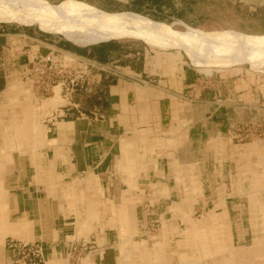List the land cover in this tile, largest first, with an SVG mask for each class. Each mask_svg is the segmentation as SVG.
Masks as SVG:
<instances>
[{"label": "crops", "instance_id": "1", "mask_svg": "<svg viewBox=\"0 0 264 264\" xmlns=\"http://www.w3.org/2000/svg\"><path fill=\"white\" fill-rule=\"evenodd\" d=\"M45 1L52 6L71 4L113 14H142L152 22L164 24L181 34L187 28L208 33L194 25V19L190 16L203 13V10H196L199 0ZM229 1L242 2L250 9L253 5L259 6L262 10H245V13L256 15L260 17V22H264V0ZM201 3L205 4L203 0ZM23 25L0 24V104L8 94L10 78L19 76L20 70L32 59L49 54L63 60L85 62L92 68L98 82L91 94L79 92L73 95L68 104L57 107L47 119L53 138L47 139L45 136V143L53 148L46 153L45 160L46 165L51 166L35 171L29 163L26 164L25 158H22L24 167L19 159L17 165L15 163L14 186L10 191L20 193L13 194L10 200V210L16 221L12 223L14 226L10 224L7 227L6 235L15 236V240L40 244L44 264H120V252L124 246L114 239L122 238L126 233L124 224L135 218V200L140 198L135 189L143 188V184L139 185L137 180L141 177V169L133 171L131 166L134 164L128 159L129 155L134 154L128 151L129 140H137L148 131L152 134L166 125L168 128L164 132L173 133L175 127L180 125L178 123L184 122L185 142L193 145L192 151L197 159L204 160L205 148L211 145V141L216 146L223 139L229 138L232 143L234 138H238L235 131L243 130V125L249 123L246 116L253 113L258 103L264 102V79H261L259 88L257 84L254 86L251 77L242 73L215 70L218 80L208 84L194 68H200L207 76L213 74V68H204L205 58L201 52L197 53V57L202 64L194 65L191 62L193 67L184 61L180 53L172 58L169 56L172 54L155 55L152 50L181 51L191 61L182 46L158 48L140 39L116 43L82 36L84 40L102 42L83 50L74 46L75 40L80 38L72 34L73 37H65L60 31L49 30L50 26L41 25L47 32L63 35L65 39H61L29 26L31 24ZM175 25H181L184 31L173 29ZM240 34L251 39L245 51L246 60L241 55L242 61L209 67L229 68L247 64L257 71L264 67V35ZM178 44L182 45V42ZM234 57L235 54H232L229 58ZM53 91L47 102L49 107L55 108L64 101L58 88ZM165 120L168 123L164 125ZM167 140L171 141L170 138ZM248 145L251 147L254 144ZM153 147L146 148L152 152ZM181 152L184 160L189 159L187 147ZM212 152H216V149ZM211 156L219 161L231 157L221 158L220 154ZM222 165L219 164V168ZM227 168V174H231V169ZM156 170L160 172L158 168ZM217 171L215 169L211 173L216 175ZM221 172L225 173L224 167ZM73 183H80L78 191L88 197L93 189H98L103 197L86 203L88 207L96 205L101 208L95 211L93 219L96 220L92 219L79 238L73 226L76 218L69 214L67 201L48 196V192L57 190L59 185ZM42 191L47 195L39 193ZM157 199V203H167L166 197L159 196ZM150 202L145 203V207L150 206ZM2 211L0 207V215ZM89 217L92 216L89 214ZM71 237H75L74 243L68 240ZM5 243L6 239L4 250ZM217 246L219 249L222 247L221 244Z\"/></svg>", "mask_w": 264, "mask_h": 264}, {"label": "rangeland", "instance_id": "2", "mask_svg": "<svg viewBox=\"0 0 264 264\" xmlns=\"http://www.w3.org/2000/svg\"><path fill=\"white\" fill-rule=\"evenodd\" d=\"M203 1L205 4L201 3L202 0L198 1L196 9L203 10V13L190 15L194 19L193 24L201 27L199 29L207 32L233 30L247 35H264V22L259 21L260 17L245 13V10H262L259 6L253 5L250 9L242 2ZM8 20V17H0V24L24 26ZM29 26L40 28L41 31L61 39H65L64 36L67 35L80 38L73 45L83 50L102 43L84 40L81 34L75 35L66 30H58L64 36L47 32L36 23ZM173 29L184 31L181 25H175ZM196 32L190 31L194 36H197ZM228 35L232 36L233 33H224L221 38ZM134 41L140 40L119 39L110 42ZM147 43L153 46L149 41ZM152 50L155 55L172 54L169 55L172 58L180 53L184 61L193 66L192 61L181 51ZM194 68L208 84L218 80L215 70L242 73L251 77L254 86L257 84L259 88L261 79H264V67L257 71L250 69L247 64L229 68L206 66V69L213 68V74L208 76L200 68ZM10 82L6 99L0 104V207L3 209L0 215V264H8L10 260L21 257L12 252L10 244L19 246V242L31 243L15 240L16 237L11 234L6 235L7 227L16 221L9 203L13 194L20 193L10 191L14 186L12 178L15 163L17 165L19 159L24 167L22 158H25L26 164L29 163L35 171L51 166H47L45 160L46 153L53 148L45 143V136L47 139L53 138L47 119L57 107L67 104L64 101L59 102L55 108L49 107L47 99L52 95L40 98L35 96L27 84L21 81L20 76L10 78ZM263 112L264 102H260L253 113L246 116L249 123L243 125L244 129L235 131L238 138H234L232 143L229 138L223 139L216 146L211 141V145L205 148L204 160L197 159L192 151L193 145L185 142L184 127L182 128L184 122L181 124L178 121L180 125L175 127L173 133L164 132L168 128L166 125L154 130L152 134L148 131L145 136L135 138L140 141L129 140L128 151L134 154L129 155L128 159L132 160L134 166L127 165L133 171L141 169V177L137 180L139 185L143 184V188L135 189V193L140 194L139 200H135V218L124 224L125 235L114 239L124 246L120 252V264H264V135L259 132H264ZM166 123L168 120L164 121V125ZM248 129L253 132L252 135ZM143 139L147 140L142 142ZM250 143L254 145L250 147ZM151 145L154 147L149 152L146 147ZM186 147L190 157L184 160L181 151L184 148L186 150ZM214 148L216 152H212ZM212 154H220L221 158L231 157L229 160L222 158L219 161ZM222 162L226 164L222 165ZM219 164L222 165L220 168ZM223 167L225 173L222 174ZM227 167L231 169V174H227ZM214 168L218 170L216 175L212 174ZM161 183L162 186L159 187ZM125 185L129 186L127 182ZM80 186V183L62 184L57 190L48 192V196L67 201L69 214L76 218L73 226L78 232L77 238L83 235L92 222L95 211L101 208L96 205L88 207L89 204L86 203L103 198L98 189H93L88 194L89 197L86 196L84 192L78 191ZM39 193L47 195L45 191ZM159 196L166 197L167 203H157ZM149 200L150 206L145 207ZM215 220L216 223L213 222ZM74 239L75 237H71L68 240L74 243ZM217 244H221V249ZM37 246L41 247L40 244Z\"/></svg>", "mask_w": 264, "mask_h": 264}, {"label": "bare ground", "instance_id": "3", "mask_svg": "<svg viewBox=\"0 0 264 264\" xmlns=\"http://www.w3.org/2000/svg\"><path fill=\"white\" fill-rule=\"evenodd\" d=\"M0 15L21 24L36 23L50 26V30L73 31L92 40L130 38L149 41L158 48L182 46L194 65L202 64L198 62V52L204 53L203 64L206 66L242 61L241 55L246 60L245 51L251 40L237 32L231 33L238 37L228 35L221 38L222 34L230 31L204 33L194 30L198 33L194 36L190 33L193 29L187 28L181 34L138 14H113L71 4L52 6L45 0H0ZM180 41L182 45L178 44ZM232 54L236 58H229Z\"/></svg>", "mask_w": 264, "mask_h": 264}, {"label": "built area", "instance_id": "4", "mask_svg": "<svg viewBox=\"0 0 264 264\" xmlns=\"http://www.w3.org/2000/svg\"><path fill=\"white\" fill-rule=\"evenodd\" d=\"M19 76L21 81L27 84L31 92L39 98L53 95V90L58 88L60 97L67 104L71 97L79 92H83L84 95L91 94L98 82L92 73V68L85 62L63 60L53 54L32 59L20 70ZM262 122H264V117ZM247 131L253 134L250 129ZM261 131L259 132L264 135ZM9 247L13 253L21 257L17 260H10L8 264H44L42 249L37 244L19 242V246L13 243Z\"/></svg>", "mask_w": 264, "mask_h": 264}]
</instances>
